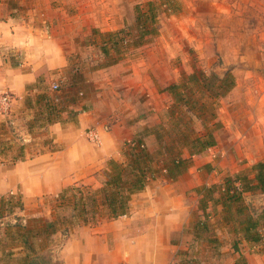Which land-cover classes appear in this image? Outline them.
I'll list each match as a JSON object with an SVG mask.
<instances>
[{
	"label": "rangeland",
	"instance_id": "374dc122",
	"mask_svg": "<svg viewBox=\"0 0 264 264\" xmlns=\"http://www.w3.org/2000/svg\"><path fill=\"white\" fill-rule=\"evenodd\" d=\"M16 1L19 6L24 8L17 14L24 17L26 22L37 29V32L41 33L45 39L51 40L52 45L60 47L65 56L66 67L56 73L57 78H53L58 79L55 83L59 87L53 89V83L48 86L47 81L43 86L44 93H47L52 103L58 107L66 106L69 96H64L60 92L63 97L59 98L55 92L79 86L84 89L86 95L92 96L95 92L92 79L95 75H100L104 82L100 88L101 95L97 105L99 114L106 115V112L111 111L115 106L111 93H109V86L121 78L125 83L126 79L123 77L131 73L134 66L145 62L148 65V77L155 83L160 81L156 84L159 94L166 92L170 96L165 89L171 84L181 82L194 72H201L207 77L213 74L218 78H223L227 73L233 81V87L227 94L221 96L218 94L223 91V88L216 84L213 92L210 91L217 96L215 98L207 97L200 101V104H206L204 112L215 113L216 118L218 113H224L226 119L230 118L233 125L237 124L238 126L241 125L243 119H248L247 116L250 119L253 117V113H264V105L261 107L258 105V95L263 91L261 86H264V0ZM16 3L11 1L10 5L15 6ZM149 3H151L155 14L156 34L146 37L141 45L128 48L118 55L110 50V56L105 57L100 50L101 42L104 41L100 37L102 33L122 29L129 36H134L135 8L138 7L141 13L145 14ZM110 58L119 59L117 63L108 65ZM122 68L124 71L121 70ZM150 69H153L152 72ZM41 78L43 77L41 76ZM237 79L245 86L242 94H239ZM197 95L200 97L199 94ZM172 103L173 99L170 96L167 108L159 111L156 118L155 115H149L146 120L148 126H144L139 132V136L153 137L154 150L151 152L153 155L158 150V146L152 132L155 126L165 123L163 114ZM185 111L182 108L178 113H186ZM0 115L6 118L9 113ZM67 120L69 119L67 118ZM5 122V130L1 131L0 128V141L9 149L0 157V162H3L0 165V175L7 178H3V181L5 180L7 188H13V194L0 195V207H2L3 214L12 209H19V206L22 205V184L17 180L11 181L14 177L13 172L17 170V165L12 166L11 164H13V159L17 156L20 147L24 153L23 161L27 162L36 158L34 162L26 163L27 169L32 170V173L38 172L42 175L46 170L44 160L47 158L40 156L48 153L46 145L51 150H59L51 144L48 138H45L43 130L37 129L38 124L35 125V128L32 125L30 141L25 144L22 138L12 130L10 120ZM192 123L193 129H201L198 120L193 119ZM166 126L163 124L165 130ZM93 130L91 133H94ZM261 132L264 134V127ZM225 136L223 137L228 141ZM247 136L248 143H251L253 135L248 134ZM230 137L233 139L232 136ZM95 140L97 142L98 137ZM130 147H133L131 142L119 146V156L116 159L118 163L124 162L123 154ZM109 160L111 158L105 162V165ZM18 162L21 161H16V163ZM105 165L100 170L93 172L87 179L72 182L68 186L85 183L93 188L97 187L100 171L104 169ZM250 167L240 172L244 174L248 170L247 174L250 173V176H253V172L249 170ZM155 169L157 170L155 178H159L160 172L163 171L160 160ZM213 185L218 187L222 186V183ZM202 186L211 187L212 185H200L196 189ZM25 190L31 199V209L27 218L29 224L32 219L44 222L51 220L53 206L49 201L59 191L41 195L38 192L40 188L34 181L28 182ZM214 190L216 192L212 193L213 196L218 197V188ZM135 199L136 197L130 203L128 217L134 216L133 212H136L137 206L141 204V202L137 203ZM209 204L212 203H205L206 209ZM115 220L100 219L94 225L76 227L65 234L60 227L56 226L54 235L44 242L36 243L41 244L39 248L46 247L50 250L52 254L50 262L54 264H63L65 256L68 260L88 256L90 261L87 264H114L116 262L113 259L119 258V253L122 257L124 256L122 253L123 239L129 237L133 231L139 232L141 227V220L136 216L132 218V222L126 228L122 220ZM197 221L207 220H204L202 214L195 211L183 229L173 236L172 241L181 242V244L175 248L170 264H242V259L236 258L233 261L232 255L221 252L215 243H210L208 240L210 238L205 234L196 235L193 227ZM14 230L17 231L16 227ZM115 246H118V249L113 251V255L111 250ZM65 247L68 248L65 250ZM35 248L38 250L37 246ZM181 251L185 252L186 256L176 255Z\"/></svg>",
	"mask_w": 264,
	"mask_h": 264
},
{
	"label": "crops",
	"instance_id": "0c3cea01",
	"mask_svg": "<svg viewBox=\"0 0 264 264\" xmlns=\"http://www.w3.org/2000/svg\"><path fill=\"white\" fill-rule=\"evenodd\" d=\"M11 1L17 2L0 0V95L8 93L11 97L9 115L6 118L0 115V128L1 131L5 130V121L10 120L14 133L27 144L32 134L27 126L32 124L37 113H44L42 107L34 103V99L45 91V81L48 86L50 83L57 85L55 82L58 79L53 78H57L56 73L66 67V59L60 47L52 45L51 40L45 39L24 17L17 14L23 11V6L18 3L11 6ZM121 70L124 71V68ZM148 74L147 63L141 62L123 77L125 83L122 78L112 83L109 93L115 106L102 116L97 105L104 82L100 75L92 79L95 89L92 96L86 95L79 86L55 92L59 98L62 95L74 97L73 102L68 101L66 106L60 108L66 111L74 109L78 115L75 122L71 123L64 110L58 120L46 128L37 127L39 131L43 130L45 138L53 146L59 148L51 150L46 145L48 153L40 156L47 158L44 160L46 170L43 175L27 169L26 163L34 162L36 158L11 164L17 165L11 181L17 180L23 187L22 209H12L3 214L0 207V264H23L28 254L18 235V226L27 224L31 209V199L25 190L28 182L34 181L40 188L39 194L44 195L56 193L72 182L87 179L93 172L103 168L108 159L118 158L119 146L138 137L141 128L148 126L146 120L149 115H155L156 118L159 111L167 108L170 96L166 92L159 94L156 84L160 81L155 83ZM236 83L239 94H242L245 86L239 79ZM261 88L263 91L258 95L260 107L264 105V86ZM26 98L32 101L30 107L25 105ZM83 106L87 109L81 112ZM223 114H217V121L222 127L215 133L214 147L201 156L193 157L191 165L174 180L168 179L162 171L159 178H154L143 191L133 195L131 203L134 197L137 203L141 202L137 211L133 212L134 216L125 215L115 221L122 220L126 228L136 216L141 220V227L139 232L132 233L130 230L132 234L123 239L124 256L119 253V258L113 259L116 262L114 264H170L175 248L181 244L173 242V236L183 229L195 211L202 214L197 206L200 195L196 188L200 185H219L224 177L264 161V134L261 132L264 113H253L250 119L247 116L248 119H243L239 126L233 125L231 119H226ZM89 130L97 134V142L87 139ZM248 134L253 135L251 143H248ZM142 143L147 151L154 150L152 136H143ZM3 178L6 177L0 175V195L13 194V188H7ZM242 207L245 213L257 215L264 208V193H244ZM235 210L233 206V216L236 215ZM205 213L208 214L209 224V231L205 235L210 238V243H215L221 252L232 255L233 261L240 258L242 264H264V233L259 244L246 242L239 231L234 233L235 225L225 220L227 212L221 205L209 204ZM122 246L119 245L120 248ZM117 247L111 250L113 255ZM89 261L88 256L76 260H68L65 256L63 264H87Z\"/></svg>",
	"mask_w": 264,
	"mask_h": 264
},
{
	"label": "trees",
	"instance_id": "16d2710c",
	"mask_svg": "<svg viewBox=\"0 0 264 264\" xmlns=\"http://www.w3.org/2000/svg\"><path fill=\"white\" fill-rule=\"evenodd\" d=\"M135 24L134 36H129L122 29L102 33L100 36L104 40L100 46L102 54L108 58L111 50L118 55L128 48L141 45L146 37L156 34L155 14L151 3L148 4L145 14L141 13L138 7L135 8ZM118 59L110 58L108 65L117 63ZM216 84L223 88V91L218 94L221 96L227 94L233 87V81L227 73L223 78H218L213 74L207 77L201 72H194L181 82L169 85L165 90L172 97L173 103L163 114L165 119L163 124L167 125L165 127L167 129L163 128V124H159L152 132L158 146L156 153L153 155L147 151L142 143L143 136L138 135L131 141L133 147L128 148V151L123 154L124 162L118 163L111 159L106 163L104 169L100 171L97 187L75 183L62 188L49 201L53 206L51 220L44 222L32 219L30 224L28 220L25 226H18L19 238L28 252L23 264H54L50 262L52 255L50 250L46 247L39 248L41 244L36 242H44L54 235L56 226L60 227L65 234L76 227L94 225L100 219L115 220L127 215L133 195L143 191L155 178L157 173L155 167L159 160L166 177L174 180L185 172L193 157L201 156L214 147L215 133L221 128V123L217 121L215 113L204 112L206 104H200V101L217 96L212 93ZM69 101L73 102L74 98L69 97ZM34 103L39 104L44 113L35 115L32 124L28 125L29 132L32 125L38 124V127L46 128L58 120L61 112L66 111L54 105L48 94L44 92L35 97ZM25 105L28 107L32 105L30 98L25 99ZM182 108L186 110V113H178ZM85 109L86 107L83 106L80 111ZM66 114L70 122L74 123L78 111L70 109L66 111ZM193 119L200 122V130L193 129ZM8 149L9 147L0 141V157ZM23 160L24 153L20 147L12 163ZM2 164L3 162H0V165ZM249 170L253 172V176H250V173L247 174L248 170L244 174L237 172L224 177L222 186H202L196 189L197 194L200 195L198 209L202 212L203 219L207 220L197 221L194 224L196 235L207 234L209 231L205 203L211 202L213 206L219 204L225 209L227 212L225 220L235 225L234 233L239 231L243 240L252 244H259L262 241L264 209L257 215L245 213L242 207V195L252 191L264 193V161L254 164ZM217 188L218 197H214L212 193L216 192L214 189ZM233 206L236 207L234 216L231 213ZM19 209H22V205ZM234 250L236 251L235 248ZM176 255L186 256V253L181 251Z\"/></svg>",
	"mask_w": 264,
	"mask_h": 264
},
{
	"label": "built area",
	"instance_id": "2783aa9c",
	"mask_svg": "<svg viewBox=\"0 0 264 264\" xmlns=\"http://www.w3.org/2000/svg\"><path fill=\"white\" fill-rule=\"evenodd\" d=\"M53 89H57L58 87L56 85H52ZM10 103H11V97L8 93H3L0 95V114H6L9 113V109H10ZM92 131H89L87 133L88 139L90 140V142H95L97 135L96 133H91ZM143 147V146H140ZM237 187H239V185H236Z\"/></svg>",
	"mask_w": 264,
	"mask_h": 264
}]
</instances>
